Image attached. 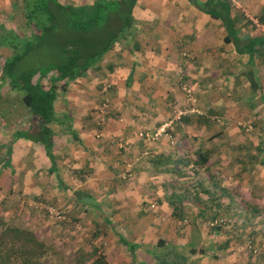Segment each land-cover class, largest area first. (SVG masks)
Instances as JSON below:
<instances>
[{"label": "crops", "instance_id": "0c3cea01", "mask_svg": "<svg viewBox=\"0 0 264 264\" xmlns=\"http://www.w3.org/2000/svg\"><path fill=\"white\" fill-rule=\"evenodd\" d=\"M87 1H72V4ZM9 2L7 7V0H4L7 18L13 17L16 0ZM19 3L22 5V0ZM233 4L238 6L236 2ZM131 16L132 26L102 53V60L99 59L84 76L66 79L65 96L72 107L68 113H63L68 118L67 126L51 129L53 167L56 169L49 171L51 162L40 141L14 134L15 130L10 137L7 132L4 136L0 131V169L5 167L8 171L0 174V198L21 190L23 194L19 196L27 197L26 202L37 199L40 193H51L54 203H61L55 200L57 197L65 203L72 201L70 193L76 188H87L91 195L106 192L105 196L109 198L106 210L110 213L106 215L111 222L107 223L108 220L94 229H100L103 234L101 244L107 254L114 252L113 247L117 245L118 234L113 229L118 222L127 233L136 231L139 234L136 239L153 246L182 243L197 232L196 227L183 226L168 207H159L158 211L154 206L147 223L141 218L129 221L128 217L121 216L135 204L139 206L141 198L148 197L138 181L149 179L154 189L161 185L162 179L170 185L168 169L154 171L152 168V161L157 156L170 155L169 162L183 164L187 170L191 171L194 166L212 173L211 183L212 180H229L236 184L239 175L244 179L250 197L245 202L244 221L249 230L244 237L255 248L254 257L244 255L231 243L232 240L215 232L210 239L213 244H225L224 252H212L208 245L198 246L195 255L197 252L202 255L204 251L212 253L199 254V263L195 264H264V45L255 57L247 54L237 57L232 43L222 40V24L191 7L188 0H136ZM8 26L18 31L13 24L5 27ZM11 51L10 47L0 46L1 58ZM228 55L235 58L230 62V66L235 67L229 72L231 78L229 73L221 72L223 63L229 60ZM240 67L242 75L248 73L245 80L237 77ZM1 68L2 64L0 71ZM178 68L188 74L185 84L194 93H190V97L197 112L217 113L220 123L192 115L178 123L174 130L175 141L168 142V138L163 137L148 145L150 156H139L143 143L135 137L134 131L161 123L170 113L171 102L176 101L180 106L188 96L177 79L168 76ZM90 70H99L103 77L90 76ZM219 75L225 77L221 79ZM103 79L106 86L111 85L114 89L110 90L114 101L108 113L115 117L107 114L102 116L104 122L96 123L94 110L90 111L88 105L94 94L87 89L92 87L93 92L99 93ZM6 88H9L7 80L1 71L0 94L6 92ZM242 124H247V130L252 133L239 135ZM175 153L180 157H172ZM145 157L147 163L143 162ZM136 164L138 169L134 168ZM17 165L24 168H19L22 174L14 177ZM145 165L148 167L142 168ZM33 168L37 171L35 177L30 174ZM126 170L131 176L128 171L123 173ZM54 178L58 181L50 187L48 184ZM2 180H7L6 185ZM61 184H66V189L70 190L67 198V194L60 196L61 193H57ZM215 188L212 186L214 195ZM169 192L170 189L165 197H169ZM150 194L144 201L154 198L151 191ZM184 210L190 211L189 206L185 205ZM175 224H178L176 228Z\"/></svg>", "mask_w": 264, "mask_h": 264}, {"label": "rangeland", "instance_id": "374dc122", "mask_svg": "<svg viewBox=\"0 0 264 264\" xmlns=\"http://www.w3.org/2000/svg\"><path fill=\"white\" fill-rule=\"evenodd\" d=\"M72 1L84 2V0L58 1L60 4L65 5V7L69 6L70 21L68 19V23L71 25ZM230 1L232 3H238V6H235V13L250 19L249 21H241L239 23L238 28L240 31L249 35H263L264 21L262 22L261 20H264V0ZM9 5L10 2L7 0V7ZM190 5L191 7L197 9L192 4ZM7 7L5 8L4 6V0H0V16L2 17L0 18V36L4 39V36L7 37V34L10 35V27H5L6 24H13V26L19 31L20 28L24 26L25 20L23 14L21 15L22 5L19 3V0H16L15 2L13 7V17L11 18L5 17V11L8 10ZM245 14L250 15L253 19ZM43 15L44 20L42 23L47 27H42L40 24L36 30H33L32 33H28L25 38L20 41L19 47L20 49H23L24 45L32 42L35 37L38 40L36 46L26 47L23 54L21 55V58L16 63V68L19 70L24 69L25 72H32L33 75L31 78L33 80L37 79L40 75L45 74L46 78L43 77L42 80L45 82V84H48V77L50 75H54L55 73L53 69H49L48 67H56L60 62L66 59V57L70 56L72 53L74 54L75 51L72 52V50H76L75 48L77 45H84L86 50L91 51L93 49L92 47H99L98 42L105 40L108 36L113 34L115 29L112 25H117L118 23V28L120 25H123L121 21L114 22V24L111 23L107 25V29H98L95 31V33L88 32L84 34H76L74 33V30H72V27L66 26V22H64L63 17L59 12H56L57 17L55 19L51 18L52 13L50 14L46 10L43 11ZM66 19L67 18L65 17V20ZM217 21L221 23L219 19H217ZM126 32L127 30H123V28H120V30L117 31V33L121 35ZM40 36L41 38H39ZM258 44L259 42L256 40H254L252 43L247 42L243 45V50L250 51L251 48V51L254 52L251 53V56L255 57L259 52L258 49L263 46ZM236 53L237 57H240L241 54L248 55L246 52L240 53L237 51ZM2 54L3 53L1 52L0 65L3 64L4 61V59L1 58ZM101 56L99 57L100 60H102ZM228 58L229 60L223 63L225 66L221 67V72H224V74L231 72V69H235L234 65L230 66V62H232L231 58H235L229 55ZM233 63L236 64L234 61ZM89 69L90 67L87 68V70ZM69 71L72 73V68ZM242 71L243 69L240 67V71H237V77L245 80L248 78V73H244L242 75ZM88 74L94 78L103 77L102 74L100 75L99 70H94L93 72L90 70ZM186 75L188 74L179 68L175 72L171 71V73L168 74V76L172 77L173 79L183 76L182 79L184 81H186ZM229 76L230 78L232 77L230 73ZM224 77L220 76L221 79ZM104 80L105 79H103V83H100L103 85L102 88L100 85V91L98 89L99 93L96 94L93 92L92 87L87 89L91 94H94V98L88 103L89 110H94L95 114V110L96 108H99L97 105L100 103L101 99L106 98L109 102V109L106 111V113H104L105 115H103V117H106L107 114H109V116H113L114 119L115 114L113 115L108 113L113 106L112 104L114 100L110 93V90L113 88H111V85L106 86V81L104 82ZM58 82L59 80L57 81V84ZM10 89L6 88V92L0 94V131L3 132L4 136H7L4 134L7 132L9 137L12 130H15L16 133H23L24 130L29 128L28 123L30 121L31 113L28 106L25 105L21 98L22 91L15 90L14 88ZM65 93V90L56 87V96L53 102V114L55 118L58 119V122H55V120L48 122L46 126L50 129L59 127L63 128L67 126L65 123L68 121V118L67 116H63V113H68L70 111L69 108L72 107L71 101H68L67 95L65 96ZM189 93L194 95L190 89ZM100 117H94V121L104 122L105 119L102 120L103 118ZM35 123L38 127L42 124L41 121H37ZM232 126L234 127V125ZM241 127L238 129L239 135L244 136L246 134L252 133H250L249 130H243V127ZM149 144L150 143H146L144 149H142V156L149 155L143 154L144 151L147 150V153H150V148L148 146ZM43 149L44 151H48L49 146L47 148H44L43 146ZM7 152L9 153V151ZM46 155L48 154L46 153ZM138 155L141 156L140 154ZM173 155H178V157H180V155L177 153L172 154V157H174ZM169 157L170 155L167 156L163 154L162 156H157L152 161V168L154 171L168 169L170 176L168 182L170 185H167V182L165 183V180L162 179L160 180L162 181L161 185L154 189V186H151L150 184L152 181L150 182L149 179L138 181L137 184H141V186H143L142 190L144 193L150 197L151 191L154 198L148 202L144 201L148 197H144L143 199L141 198L142 202L139 204L140 207L135 204V206L127 209L126 212L121 213V216L128 217L129 221H137L135 220L136 218H141L144 223H147L149 215H151L150 211L154 209L157 210L159 207H168L170 210L169 212L172 210L173 217L180 220V223L183 224V226L194 225L196 227L197 232L190 236L188 240H184L182 243H179V241L178 243H167L163 246H153L152 244L141 242L136 239L139 237V234L136 231H129L127 233L126 229L123 227V224L118 222L115 226L116 228L113 229V231L117 232L118 234L117 245L113 247L114 252L107 254L105 248H103L101 244L102 239H104V236H102L103 234H100V229H94V227H98L103 224L105 225V222L108 220L109 222L107 223L110 224L111 222L110 217L106 215H110V213H108L106 210V200L109 199L106 197V192L96 195H91L89 193L90 195L87 196L86 201L83 203L84 206L77 202L73 195L75 190L87 191V188H76L72 190L70 193V196L72 194L70 197L72 198L71 202L66 201L65 203H62V199L57 197L55 200L58 199L61 201V203L57 201L54 203V200H51V193H40L37 199H34L43 203L54 204L60 207L72 220L80 224V229L75 230L71 228V226H64L60 223V221L50 218L43 210L27 204V197H22L21 195L19 196V194H23L22 191L19 190L14 191L18 197L16 194L12 195V193L8 197L0 198V220L3 222H1V224L8 226V229L2 235L4 245L2 249L4 248V250H6V254L4 256V261L0 262V264H153V262L155 263V260L157 261V264H186L188 260L196 253V251L192 252L190 250L191 247L196 248L198 246L208 245L207 247H209L210 251L212 252H224L225 244L217 242L213 244L210 239L212 237V233L215 232H220L222 238H229L232 240L231 243L235 244L237 248L241 249L244 255L247 254L250 257H254L255 248L252 246L251 242L248 239H245L246 237H244V235L248 232L247 230H249L246 228L247 224L244 221L245 202L247 199H250L247 194L248 191H246L247 186L244 185V179L237 175L236 184H234L232 181L229 183V180H212L211 183V177L213 176L212 173L210 175L205 171V169H197V167L194 166L191 171L187 170L185 167H183V164L180 165V163L169 162ZM190 159H192V157H190ZM147 160V158L143 159V162L147 163ZM50 162L52 166H54V159H51ZM146 167L148 166L145 165L142 168ZM19 168H24V166L17 165L16 171L13 174L14 177L16 175L22 174L19 173ZM134 168L138 169L139 165H134ZM53 169L56 168L53 167ZM33 170L34 168L31 170L32 173L30 174L35 177L37 176V171L34 172L35 170ZM64 170L65 173H68L67 169ZM127 171L128 170L123 171V173L127 174ZM7 173L8 171L5 169V167L0 169L1 175ZM129 175L131 176L130 172ZM66 176L67 175H64V177ZM187 176H189L188 179L186 178ZM125 178H128V175H126ZM2 181L3 185H6L7 180ZM50 181L51 182H49L48 185L53 187L58 180L57 178H54ZM212 186L216 187L215 195ZM61 187V190L57 191V193L60 192V196L67 194V198L70 190L66 189L67 187ZM169 189V197H165L164 194ZM156 191L159 194H157ZM198 192H200V194H198ZM136 199H138L137 196ZM217 201L219 203H217ZM27 202H30V200ZM206 204L209 206H202ZM185 205L189 206L190 211L185 212ZM154 206L155 208L153 209ZM84 208L86 211H83ZM93 221H95L97 224L93 223ZM176 226H178V224L174 225L175 228ZM113 236L115 235L113 234ZM228 244L231 245L230 243ZM212 252L204 251L202 255H209ZM198 254L201 255V253L197 252V255ZM110 255L112 256L111 259L109 258ZM200 257L194 258V260L199 263Z\"/></svg>", "mask_w": 264, "mask_h": 264}, {"label": "trees", "instance_id": "16d2710c", "mask_svg": "<svg viewBox=\"0 0 264 264\" xmlns=\"http://www.w3.org/2000/svg\"><path fill=\"white\" fill-rule=\"evenodd\" d=\"M188 1L190 4L195 6L198 10H200L207 16L219 19L221 21V24L223 26L222 40L224 42H231L236 52H246L251 57V53L254 52L251 51V48V52L243 50L244 44H246L247 42L252 43L254 42V40H256L259 42L258 45H264V34L249 35L240 31V29L238 28L239 23L241 21H249L250 19L242 17L240 14L235 13V5L230 0ZM135 2L136 0H89L83 4H72L71 25L70 23H68V19L70 21L69 6L65 7V5L60 4L58 0H22L23 17H25L24 26L21 27L19 31H15L14 29L10 28V35L7 34V37L4 36L5 39L0 36V46L10 47L12 50L9 55L3 57L4 61L1 71L3 72L4 77H6L7 85L9 88H14L15 90L22 91L21 98L25 105L28 106L29 110L31 111L30 121L28 119L29 128L24 130L23 133L19 132L20 134L16 133L15 131L14 134L32 139L34 141H40L41 144H43L44 148H47L49 146V150L45 151L48 154L47 156L50 158V160H53L51 150L53 144L51 138L52 130L47 127L46 124L53 120H55V122H58V119H56L53 114V102L56 96V87L64 90L66 86V79L84 76L87 68H91L95 63H97L102 53L110 48L112 43L118 37H121V34H118L117 31H119L120 28H123V30L129 29L133 22V18L131 16V8L135 4ZM42 8L43 11L46 10L48 13H52L51 18L54 19L57 17L56 12H59L63 17L64 22H66V26L72 27V30H74V33L76 34H84L88 32L95 33V31H97L98 29L102 30L106 28L107 25L111 23L114 24V22L121 21L123 25H120L119 28L118 23L117 25H112L115 29L113 34L111 36H108L105 40L98 42L99 47L96 48V46H94L92 47L93 49L91 51L86 50L84 45H77L75 48L76 50H72V52L75 51L74 54L72 53L70 56L66 57V59L60 62L56 67H48L49 69H53L55 73L54 75H50L48 77V84H45V82L42 81L43 77L46 78L45 74H42L37 79L33 80L31 78L33 75L32 72H25L24 69L19 70L18 68H16V63L21 58V55L23 54L26 47H34L38 42L37 38L35 37L32 42L28 43L27 45L25 44L23 49H20V41L23 40V38H25L28 33H32L33 30H36L40 26V24L42 25V27H47L42 23V21L44 20ZM65 17L67 18L66 20ZM261 21L263 22L264 20ZM39 38H41V36ZM71 68L72 73L69 71ZM182 78L183 76L176 78L177 83L179 86H181V88L182 85L186 86V81H184ZM58 80L59 82L57 84ZM184 93H186V91H184ZM191 105H193V102H191L188 98H186V100L183 101V104L180 106L176 101L171 102L170 113L163 121L169 118L174 110H183ZM192 115L203 117L214 123H220L218 121L221 120L220 118L218 120L216 119L217 113L214 112H202L200 110L199 112H185L183 114H180L178 118L174 119L171 125L166 128V135L162 134L154 140H151L150 142H146L143 137L136 135L135 131L138 129L153 130L160 124V122H157L156 125L149 128H137L134 131V135L138 140H140L141 143H143V146L139 149V154L141 155V151L142 149H144L146 143L155 142L161 137L168 138V142L175 141L176 133H174V130L177 127L178 123L182 120H187ZM37 121L42 122L39 127L35 123ZM147 152L148 150L143 154H149ZM48 169L49 171H52V164ZM65 185L66 184H63L62 186L66 187ZM88 195L90 194L85 190H75L73 196L77 202L84 206L83 203L86 201ZM1 222L2 220H0V262H3L5 259L4 256L6 254V250H4V248L2 249V247H4L2 235L8 229V226L1 224ZM60 223L64 222L60 221ZM190 250L192 252H195L196 248L191 247ZM198 251L202 252L201 250ZM197 257H200L199 254L192 256L186 264H195L197 261H195L194 258Z\"/></svg>", "mask_w": 264, "mask_h": 264}, {"label": "built area", "instance_id": "2783aa9c", "mask_svg": "<svg viewBox=\"0 0 264 264\" xmlns=\"http://www.w3.org/2000/svg\"><path fill=\"white\" fill-rule=\"evenodd\" d=\"M182 88L184 91H186L188 93V96L186 98H188L191 102H193V99L190 97V93H189V88L185 85H182ZM109 102L107 101V99H103L100 101V103L97 105V107L99 106V108H96L95 110V115L96 117H100L103 116L104 113H106V111H108V107H109ZM191 111H196L195 107L193 105L186 107L185 109L181 110V109H177L174 110L172 115L167 118L165 121H163L162 123H160L158 126H156L153 130H142V129H138L135 131V134L138 136L143 137V139L146 142H150L151 140H154L155 138H157L160 135H166V128L169 127L172 123V121L176 118L179 117L180 114H183L185 112H191ZM101 118V117H100ZM216 119L218 120L219 117L216 116ZM242 127L247 130L249 129V126L247 124H242ZM145 152V151H144ZM27 204H29L32 207L35 208H39L41 210H43L45 212V214L47 216H49L50 218H53L57 221H61L64 222L66 224H69L71 226V228L75 229V230H79L80 229V224L74 220H72L60 207H58L57 205L54 204H47V203H43L40 201H34V200H30V202H26Z\"/></svg>", "mask_w": 264, "mask_h": 264}]
</instances>
